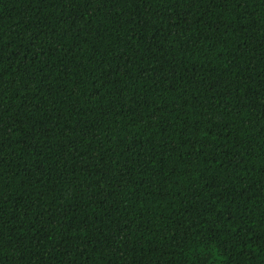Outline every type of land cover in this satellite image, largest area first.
Wrapping results in <instances>:
<instances>
[{
  "label": "trees",
  "instance_id": "1",
  "mask_svg": "<svg viewBox=\"0 0 264 264\" xmlns=\"http://www.w3.org/2000/svg\"><path fill=\"white\" fill-rule=\"evenodd\" d=\"M0 264H264V0H0Z\"/></svg>",
  "mask_w": 264,
  "mask_h": 264
}]
</instances>
